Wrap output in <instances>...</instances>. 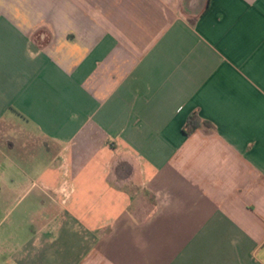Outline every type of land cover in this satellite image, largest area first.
Here are the masks:
<instances>
[{
  "label": "crops",
  "instance_id": "obj_1",
  "mask_svg": "<svg viewBox=\"0 0 264 264\" xmlns=\"http://www.w3.org/2000/svg\"><path fill=\"white\" fill-rule=\"evenodd\" d=\"M4 121L0 264H264V0H0Z\"/></svg>",
  "mask_w": 264,
  "mask_h": 264
},
{
  "label": "rangeland",
  "instance_id": "obj_2",
  "mask_svg": "<svg viewBox=\"0 0 264 264\" xmlns=\"http://www.w3.org/2000/svg\"><path fill=\"white\" fill-rule=\"evenodd\" d=\"M27 128V124L17 121V122H9L4 121L0 123V180H9L11 178L23 177V174L13 168L12 162L13 160H20L18 158L17 150L9 149L7 146L10 142L19 141L18 152H23L22 147L25 141V138L20 133V128ZM33 144V143H32ZM36 145V144H35ZM45 156L43 153L36 155V167L42 169L43 165L48 162V159L45 160ZM48 157V156H47ZM147 195H150L151 192H145ZM29 206V202H27L21 209ZM24 211V210H23ZM21 212V211H20ZM27 220L24 219V216L18 215V217H12L3 223L4 227L7 225H12L13 222L18 226H26Z\"/></svg>",
  "mask_w": 264,
  "mask_h": 264
},
{
  "label": "trees",
  "instance_id": "obj_3",
  "mask_svg": "<svg viewBox=\"0 0 264 264\" xmlns=\"http://www.w3.org/2000/svg\"><path fill=\"white\" fill-rule=\"evenodd\" d=\"M203 126H209V123H207L200 117L198 111H195L188 119L185 127V132L187 136H191Z\"/></svg>",
  "mask_w": 264,
  "mask_h": 264
}]
</instances>
